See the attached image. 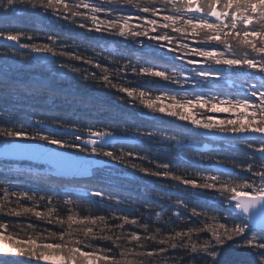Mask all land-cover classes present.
Instances as JSON below:
<instances>
[{
	"label": "snow or ice",
	"instance_id": "1",
	"mask_svg": "<svg viewBox=\"0 0 264 264\" xmlns=\"http://www.w3.org/2000/svg\"><path fill=\"white\" fill-rule=\"evenodd\" d=\"M22 14L119 37L139 46L144 63L120 55L109 65L107 57L95 50L92 56L70 50L58 35L46 34L47 42L38 43L35 30L3 26ZM0 41L4 42L0 44V143L4 145L0 155L45 159L52 165L43 173L27 170L29 179L51 181L82 172L93 176L96 165H105L107 173L77 200L60 197L56 191L41 194L21 188L15 182L18 178L7 174L13 170L5 167L0 173V214L34 217L58 227L0 222V264H230L226 249L232 245L245 251L249 257L245 264H264V0H0ZM161 53L172 64L171 70L148 59ZM56 58H64L58 67ZM37 59L49 61L57 74L72 73V79L84 82L79 87L92 82L114 89L132 98L133 107L138 99L153 113L187 122L194 134L218 141L213 152L197 153L210 167L180 171L179 166L158 162L147 153L114 148L118 135L151 142L155 129L125 128L118 133L110 126L57 117L51 107L39 118L30 115L32 123L20 121L3 106L9 102L6 97L22 95L30 100L47 93L51 100L59 91L54 81L26 83L14 75L17 68L31 67ZM125 59L127 63L121 65ZM74 61L100 71L89 74ZM128 69L138 77L208 91L180 98L160 93L153 98L150 88L125 86L121 73ZM117 99L125 97L117 95ZM212 113L229 115L221 118ZM161 136L178 148L183 146L176 136ZM62 150H78L88 158ZM111 162L171 181L169 188L187 191L188 196L159 195L158 202H167L166 208L161 205L163 211L155 210L150 199L118 196L113 189L123 188L116 183L122 177L112 175ZM153 191L145 185L141 195ZM204 199L218 201L220 208L201 204ZM153 215L156 220L165 215L168 219L153 227Z\"/></svg>",
	"mask_w": 264,
	"mask_h": 264
},
{
	"label": "trees",
	"instance_id": "2",
	"mask_svg": "<svg viewBox=\"0 0 264 264\" xmlns=\"http://www.w3.org/2000/svg\"><path fill=\"white\" fill-rule=\"evenodd\" d=\"M127 11V9H125ZM5 28L15 26L17 29H23L26 31L35 30L37 36L36 42L45 43L46 34H55L60 37V41L67 44L69 49H75L81 51L86 56H92L93 50L97 53H102L103 56L107 57L106 63L110 65L113 57L119 59L120 55H123L127 59H131L133 63L138 60L143 64V60L140 59L142 52L138 51V45L131 42L124 41L119 37H103L99 33L87 32L84 29H80L69 23L62 21H51L43 17H37L32 14H22L16 17L10 24L9 21H5ZM79 45V47H76ZM112 53V56L108 54ZM35 55V54H34ZM52 58H49L51 60ZM57 64L64 60V58H56ZM127 59L121 60V65L127 63ZM151 63L156 64L159 67H167L172 69V64L167 62L164 54L161 53L158 57H148ZM77 66L82 69H87L88 73L97 72L100 69L94 66L83 64L79 61H74ZM147 66V65H145ZM177 72L181 70L179 62H176ZM65 73L57 74L54 72V66L46 60L37 59L32 62L31 67H19L15 70L14 75L20 81L31 83L34 80H47L55 83L59 91L51 97L45 93L42 96H38L35 99L25 100L23 96L19 97H6L9 101L3 106L8 108L9 111H14L16 117L26 123H32L29 119L30 115L35 114L33 118H39L41 115L47 114V109L52 108V114L57 117L74 120L79 124H94L96 127L103 128L110 126L109 130H115L116 132H123L125 128L140 130H157V134L153 141H145L141 143L140 139H136L135 143H115L114 148L119 151L127 152L132 150L134 152L147 153L149 156L154 157L158 162H169L173 166H179L180 171H183L185 167L189 169V172L195 169H203L210 167L209 163L201 160L197 153L207 155L215 148L218 147L219 142L213 141L210 137H206L202 134H194L191 131V126L187 122L178 120L160 113H153L151 110L144 108L139 104V100H135V107L132 106V98H127L126 94L116 93V90H109L102 88L98 84L89 82L87 87H79L83 84L82 80L72 79L73 74L65 70ZM122 82L125 86H131L133 88L151 89L153 98L155 95L160 93H167L176 95L178 98L184 96H191L200 91H208L207 88L200 89L194 85H176L169 82H164L156 78H149L144 76H137L131 69L127 72L121 73ZM154 81L148 83L147 81ZM221 84H224L221 81ZM225 87H231V84L225 85ZM117 95L124 96V100L117 99ZM19 103H16V101ZM75 100V103L72 101ZM164 105H170L169 100L161 101ZM34 105V108L25 107V105ZM213 116L226 117L227 113H212ZM161 133L176 136L177 139L183 142L182 147H176L174 142L165 141ZM122 136H131L122 135ZM133 138V137H132ZM206 145L203 148H199L196 145ZM0 145H3L0 143ZM56 147V146H55ZM111 150V148H109ZM69 152L76 153L79 156H87L84 153L78 152V150H67ZM223 156L224 153H220ZM100 159V158H98ZM104 161H108V158H102ZM240 159H244L243 156ZM4 162H8L5 165ZM137 163L141 161L136 160ZM111 168L113 169L112 175H119L122 177L120 181H116L118 184H122L123 188L113 189V191L121 197H127L129 194L133 198L139 196L141 200L150 199L153 208L157 211H163L161 205L167 207V202L159 201V195H171L173 199L176 196L187 197V191L179 192L176 188H169L168 185L171 181L164 180L162 178L143 176V174L136 173L135 170L130 168H124L122 165H117L112 162ZM147 164V162H144ZM15 164L19 165H32L34 170L32 173H43L49 168L46 166H38L36 164L19 161L18 163L11 160H5L0 158V173L5 172V167L12 169L13 171L8 172L9 176L17 177L15 181L20 185L21 188L33 189L41 194L48 192L51 194L53 191L58 193V196L64 197L65 199H77L84 198L87 196L88 185L95 184L96 180L102 175L107 174L103 171L105 165L95 166L91 171L93 176L87 175L84 177L77 176H57L51 181H42L39 179H29L26 175L27 170L25 168H15ZM150 167L154 165H148ZM126 178V179H125ZM63 186L61 190L58 186ZM148 185L154 189L151 193L144 192V186ZM68 195H65V194ZM96 199V198H93ZM25 203H30L26 202ZM201 204L209 207L219 209V204L212 199H204L200 201ZM40 210H43L42 207ZM85 209H76V211H84ZM143 211V206L141 205ZM227 215V213H224ZM170 215V213H169ZM168 216H163L161 220H156L155 216L151 217L152 226L157 224H163L167 221ZM0 222L8 223H33L39 225L41 228H50L56 230L58 226L47 225L43 221L37 220L34 217H9L0 214ZM226 259L230 261V264H245V261L249 259L245 255L243 249L238 248L236 245H232L231 248L226 249Z\"/></svg>",
	"mask_w": 264,
	"mask_h": 264
},
{
	"label": "water",
	"instance_id": "3",
	"mask_svg": "<svg viewBox=\"0 0 264 264\" xmlns=\"http://www.w3.org/2000/svg\"><path fill=\"white\" fill-rule=\"evenodd\" d=\"M4 42L3 41H0V44H3ZM16 142H21V141H16ZM116 142H129V143H135L136 142V140L135 139H132V138H130V137H124V136H117V138H116V141L114 142V144L116 143ZM4 147V145H1L0 146V149H2ZM49 147H52V148H55L54 146H49ZM62 151H66V150H62ZM69 154H71V155H74V156H76V157H82V156H78V155H76V154H74V153H71V152H69ZM85 159H87L88 157L87 156H83ZM0 158H3V159H10V160H14V161H18V160H20V161H26V162H32V163H35V164H42V165H47V166H49L50 168L52 167V165L49 163V161H47V160H45V159H29V158H27V157H23V158H17V157H14V156H3V155H0ZM94 158H96V157H94ZM97 159V158H96ZM96 166H102V165H96ZM65 176H71V177H73V176H78V177H84V176H87V175H89V173H79V174H71V173H69V174H64ZM59 176H62V175H59Z\"/></svg>",
	"mask_w": 264,
	"mask_h": 264
},
{
	"label": "rangeland",
	"instance_id": "4",
	"mask_svg": "<svg viewBox=\"0 0 264 264\" xmlns=\"http://www.w3.org/2000/svg\"><path fill=\"white\" fill-rule=\"evenodd\" d=\"M197 147H199V148H203V147H205L206 145L203 143V145H196ZM73 153V152H72ZM74 154H76V153H74ZM77 155V154H76ZM107 162V161H106ZM111 164H113L112 162H111ZM18 167H20V168H25V169H32V170H34V168L35 167H33L32 165H29V166H27V165H17V164H15V168H18ZM217 203H218V201H216ZM219 204V203H218Z\"/></svg>",
	"mask_w": 264,
	"mask_h": 264
},
{
	"label": "bare ground",
	"instance_id": "5",
	"mask_svg": "<svg viewBox=\"0 0 264 264\" xmlns=\"http://www.w3.org/2000/svg\"><path fill=\"white\" fill-rule=\"evenodd\" d=\"M127 137H130V136H127ZM130 138H132V137H130ZM132 139H134V138H132ZM116 143H118V142H116ZM120 143H126V142H120ZM129 143V142H128ZM55 147V146H54ZM5 160H10V159H5ZM20 160H18V161H13V162H16V163H18ZM36 165H38V166H46V165H42V164H36ZM46 167H48L49 169H50V167L49 166H46Z\"/></svg>",
	"mask_w": 264,
	"mask_h": 264
}]
</instances>
